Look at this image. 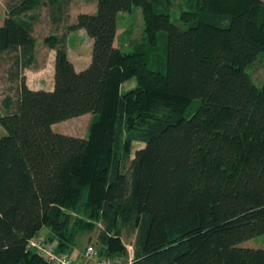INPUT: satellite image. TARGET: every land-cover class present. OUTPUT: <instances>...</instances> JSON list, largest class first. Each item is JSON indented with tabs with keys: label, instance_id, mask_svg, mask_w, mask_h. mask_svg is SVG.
Listing matches in <instances>:
<instances>
[{
	"label": "trees",
	"instance_id": "obj_1",
	"mask_svg": "<svg viewBox=\"0 0 264 264\" xmlns=\"http://www.w3.org/2000/svg\"><path fill=\"white\" fill-rule=\"evenodd\" d=\"M41 2H9L0 24L19 83L0 109V264H52L30 238L70 253L95 229L110 259L134 236L127 264H264V248L240 245L264 233V82L248 71L264 62V0H188L180 22L174 0H98L67 27L92 37L88 66L76 69L65 35H47L55 84L34 89L23 69ZM134 6L144 33L124 51L118 14ZM88 112L85 137L53 128Z\"/></svg>",
	"mask_w": 264,
	"mask_h": 264
},
{
	"label": "rangeland",
	"instance_id": "obj_2",
	"mask_svg": "<svg viewBox=\"0 0 264 264\" xmlns=\"http://www.w3.org/2000/svg\"><path fill=\"white\" fill-rule=\"evenodd\" d=\"M16 0H0V22L4 20V8L7 7V4L9 2H13ZM83 2L84 5H86L83 12H90L87 11L88 8L94 7V0H76V6L79 5V3ZM96 1V9L93 12L97 11V2ZM188 0H174V6L171 13V18L173 21L180 22L179 15L180 10L182 7H186V2ZM47 4L46 6H43L44 9L47 11L50 9V7H54L53 5L48 4V0H46ZM46 7V8H45ZM134 10L132 12H126L122 11L118 14V25H119V39L121 41V46L124 51H130L135 48L134 42L141 41L144 33V20L142 16V10L141 7L134 6ZM80 7H71L68 11V14H65L64 17L67 19V21H70V18L74 17V14L76 13L77 9ZM92 12V13H93ZM91 13V12H90ZM7 14V13H6ZM68 15V17H67ZM49 27V26H48ZM68 29V28H67ZM60 31H63V29H60ZM66 31V30H64ZM71 31V30H68ZM66 31V33H68ZM52 31L41 30V32L37 31V35H35L36 39V48L37 56L36 59H33L32 62L34 65L41 64L45 61L46 64H50V50L49 45L45 42V37L47 35L52 34ZM81 30L79 32L72 31L69 36H66V43L68 41L69 47L72 49V55L75 53H80L84 57L86 55L89 56V59L92 57V48H93V39L88 33L80 34ZM61 36V34H58ZM35 53V51H34ZM16 52L14 51H6L0 53V109L2 111H6L7 109L4 106V99L9 95L13 97L14 103L17 100L18 96V80L15 76L16 73V67L14 65L15 62V55ZM35 60V61H34ZM31 62V63H32ZM90 63V62H89ZM252 65V64H251ZM248 67V71L252 74L254 80L257 82V84L262 85L264 82V62L262 60L256 61L252 66ZM49 74H46L45 80H46V86L50 84V70H47ZM26 73V75L24 74ZM30 72L27 74V70L25 68L23 69V74L26 76V81L29 80V78H32L34 80L33 76L29 75ZM134 81L135 79L132 78ZM201 103L200 98L194 99L193 103L190 105V107L186 111V116L189 117L191 114L195 111L196 107ZM15 104L13 105V107ZM92 118V113L88 112L76 117L68 118L66 120H62L59 122L54 123L53 128L55 131L63 132L67 134H72L76 136L85 137L88 133V127L90 124ZM7 133V130L4 126L0 124V137ZM144 146V142L142 141H135L133 144V152L135 149L140 148ZM43 232L46 234V232L43 230ZM97 232L98 230L95 229L94 231L90 233H86L81 236L80 242L81 245L76 247L81 249V251L85 250L86 245L93 243L94 245H97ZM124 241L126 243V247L128 249V254L124 256H116L111 257L114 264H127L129 261L133 259L134 256V247H133V241L134 236H124ZM240 245L243 246H252V247H261L264 248V233L259 234L257 236H254L250 239L244 240L240 243ZM78 249V250H79ZM72 253V252H70Z\"/></svg>",
	"mask_w": 264,
	"mask_h": 264
},
{
	"label": "crops",
	"instance_id": "obj_3",
	"mask_svg": "<svg viewBox=\"0 0 264 264\" xmlns=\"http://www.w3.org/2000/svg\"><path fill=\"white\" fill-rule=\"evenodd\" d=\"M47 2L46 0H42L40 5H37L34 9L30 10L29 13L30 14H34L35 15V20H34V24H33V29H32V34L35 37V35H37V31L41 32V30H46L48 29L49 31H52L51 33H56V34H61V35H67V37L69 36V34L72 33V31H77L79 32V30H81L80 34H85L86 30L84 28H79L76 30H71L68 31L67 27L69 23L75 22L77 15L80 12L84 11V7L86 5H84L83 2L80 1L79 5H75L76 4V0H48V4L49 5H53L54 7H50V9L47 11L46 9L43 8V6H46ZM96 1L94 0V7L88 8L87 11H90L91 13L96 9ZM71 7H80L77 9L76 13L74 14L73 18H70V21H67V19H65L64 15L68 14V11H70ZM46 8V7H45ZM70 9V10H69ZM4 13L6 16L7 13V7L4 8ZM4 16V18H5ZM68 17V15H67ZM70 17V16H69ZM68 17V18H69ZM4 21V20H3ZM3 22L1 21L0 24H2ZM49 26V27H48ZM119 25H118V31H117V37L115 39V45H121L120 39H119ZM60 29H63V31H60ZM68 31V33H66V31ZM37 43V42H36ZM50 50V64H46L47 62L44 59V62H42L41 64H37L34 65V63L32 62L29 66H27L25 68V70H27V74L28 72L29 75H31V77L33 76L34 80H32V78H29L27 82V84L34 89H40V88H45V89H52L54 87L55 84V79H54V75H55V56H56V50L55 48L49 47ZM67 49H68V55L70 57V59L73 61L75 67L77 70H81L83 68H85L86 66H88L89 62L91 61V59H89V56L86 55L85 57L83 55H81L79 52L75 53L72 55V49L69 47L68 41H67ZM37 56V51L35 50L34 53V59H36ZM35 61V60H34ZM47 70H50V84L48 86H46V80H45V76L46 74H49ZM26 75V73H24ZM135 85V81L130 80V81H126L122 84V89H128L131 88ZM45 232L48 231L47 228L42 229ZM79 248H75L72 253L75 255L78 259L82 260V261H87L89 262L90 259L86 258L83 255V251H81V249Z\"/></svg>",
	"mask_w": 264,
	"mask_h": 264
},
{
	"label": "built area",
	"instance_id": "obj_4",
	"mask_svg": "<svg viewBox=\"0 0 264 264\" xmlns=\"http://www.w3.org/2000/svg\"><path fill=\"white\" fill-rule=\"evenodd\" d=\"M28 246L34 248L39 254L52 264H114L112 259L102 257L99 249L93 243L86 245L83 255L89 262L78 259L75 255L60 252L53 242L47 241L44 235L38 234L29 239Z\"/></svg>",
	"mask_w": 264,
	"mask_h": 264
}]
</instances>
